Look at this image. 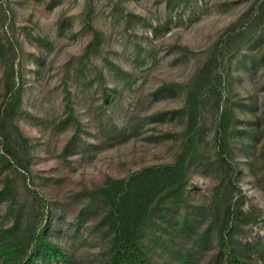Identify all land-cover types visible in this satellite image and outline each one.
<instances>
[{"label": "rangeland", "instance_id": "obj_1", "mask_svg": "<svg viewBox=\"0 0 264 264\" xmlns=\"http://www.w3.org/2000/svg\"><path fill=\"white\" fill-rule=\"evenodd\" d=\"M2 112L0 227L26 233L41 196L70 264H99L113 180L131 200L135 173L186 150L143 211L146 257L209 264L227 218L233 253L264 264V0H0Z\"/></svg>", "mask_w": 264, "mask_h": 264}, {"label": "trees", "instance_id": "obj_2", "mask_svg": "<svg viewBox=\"0 0 264 264\" xmlns=\"http://www.w3.org/2000/svg\"><path fill=\"white\" fill-rule=\"evenodd\" d=\"M15 108L19 104V96H12ZM7 112L0 114L4 122ZM186 151V150H184ZM181 153L179 160L161 166H153L135 173L132 177L140 179L141 186H136L135 194L128 200L130 183L123 179L113 180L112 193V254L109 259L99 264H152L144 254L139 243L142 227L143 211L153 203L165 202L178 190L172 183L183 176L186 167L187 153ZM231 155L221 156L227 175H235L236 166ZM229 180L231 181L230 177ZM181 184H179L180 186ZM178 186V187H179ZM12 198L10 183L0 188V198ZM33 205L34 221L26 233L20 231L19 221L15 219L10 225L0 227V264H70L71 256L61 247L53 243L46 234L48 210L40 197ZM230 212V211H229ZM228 214V213H227ZM229 216V215H228ZM226 218L223 228L219 230L220 249L214 254L209 264H258L253 260L238 257L227 242L229 227Z\"/></svg>", "mask_w": 264, "mask_h": 264}]
</instances>
